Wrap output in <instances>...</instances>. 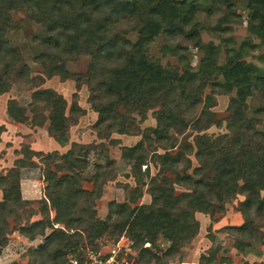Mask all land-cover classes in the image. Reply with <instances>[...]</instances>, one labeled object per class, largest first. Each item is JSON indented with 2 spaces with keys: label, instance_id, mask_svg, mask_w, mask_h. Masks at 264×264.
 <instances>
[{
  "label": "rangeland",
  "instance_id": "obj_1",
  "mask_svg": "<svg viewBox=\"0 0 264 264\" xmlns=\"http://www.w3.org/2000/svg\"><path fill=\"white\" fill-rule=\"evenodd\" d=\"M187 1L199 9L194 15L200 46L188 36L192 29L185 28V33L178 36L159 35L145 49L149 59L168 69L179 85L178 117L169 128L158 94L143 92L145 102L122 98L111 108L105 107L110 100L102 87L122 80L124 60L113 50L110 54H93L96 57L56 59L61 47L48 46L50 33L32 18L36 11L33 4L20 1L16 9L7 11V17L1 14L0 22L4 21L5 26L0 44V87H6V91L0 93V201L4 189L14 181L19 183L21 200L26 195L28 198L22 200L23 206L16 214L7 216L10 234L1 249L0 264H40V256L45 264H67V259L85 246H104L115 241L119 237L115 226L121 217L142 207L147 212L163 210L182 221L191 219L196 225L195 234L177 243L166 241L161 232L154 240L146 238V251L137 248L139 264H205L208 259L212 264H264V214L255 211L257 203L264 199V190L255 188L259 191L257 199L250 196L246 205L247 195L239 193L247 181H264V166L261 176L245 172L247 177L236 183L239 194L219 200L213 191L217 166L223 160L221 151L226 147L236 153L244 148L264 154V113H254L264 107L263 94L255 85L264 80V41L248 30L251 11L247 0H231L227 6L217 4L218 0ZM130 20L136 21L130 16L120 19L112 33L135 43L138 35L129 30ZM59 42L63 44L64 40ZM207 44L217 50L215 66L224 65L236 53L237 62L253 67L247 85L251 95L246 106H241L248 119L243 123L245 127H240L233 116L231 101L237 96L234 82L222 72L205 76L200 73V60L204 57L200 47ZM165 46L176 49V53L164 52ZM59 59L65 63L62 71L57 70ZM94 62L100 78L92 82L88 71ZM100 75H108L109 81ZM43 92L56 94L64 102L61 107L67 120L61 136L49 132L57 99L48 98ZM162 128L164 132H159ZM75 147L81 155L87 152L85 158H79L84 161L83 167L75 173L81 179L78 184L82 190L99 191L92 209L93 220L100 225L90 229V239L87 233L80 232L81 239L73 237L72 247L63 249L57 242V229L67 235L75 231L68 230L66 223L55 224V211L49 203L47 209L44 207L48 185L44 171L65 166L67 162L55 158V154L65 155ZM260 148L263 150L259 153ZM132 149L136 153L129 156ZM214 151L219 153L211 159L209 155ZM61 174L58 172V176ZM203 187L204 201L210 210L196 211L185 201L173 202L174 197ZM164 188L168 190L166 195L171 193V201L152 193ZM39 222L44 224L43 234L30 239V233L41 229ZM72 223L77 224L75 219ZM139 233L125 236L139 245ZM50 235H54V242L43 254L39 253Z\"/></svg>",
  "mask_w": 264,
  "mask_h": 264
},
{
  "label": "trees",
  "instance_id": "obj_2",
  "mask_svg": "<svg viewBox=\"0 0 264 264\" xmlns=\"http://www.w3.org/2000/svg\"><path fill=\"white\" fill-rule=\"evenodd\" d=\"M20 1L29 2L36 7L32 18L44 26L50 33L48 46L52 45L53 48L61 47V54L56 59L60 58L63 60L64 56H97L101 52L110 54L113 50L118 58L120 57L124 60L120 73L122 80L113 81L110 86L104 85L102 87L103 91L107 94V98L110 100V104L105 105L106 108H111L117 100L122 98L131 102H138V100L145 102L143 97H141L143 92L158 94L163 101L161 113L168 119L167 128L174 126L177 115L176 109L179 106L176 99L179 88L177 79L170 74L168 69L162 68L157 61L149 59L145 49L159 35L166 33L171 36H178L185 33V28L192 29L191 35L188 36L195 39L196 46L199 47V33L195 28L198 26V23L194 15L195 12L199 11L198 7L195 8L194 4L187 0L181 2L175 0H134L132 2H128L127 0H0V16L2 14L3 18L7 17V11L16 9ZM230 1L218 0L216 3L227 6ZM247 1L248 8L251 11L248 30L253 35L261 37L263 42L264 0ZM126 16H130L134 20L136 19L133 23L131 20L128 23L131 24V27H128L129 30L136 32L138 35L135 43H130L128 40H124L117 34L114 35L112 33L114 24L120 19L122 21L125 20ZM3 22H0V44L5 26ZM61 39L64 40L63 44L59 42ZM200 48L204 51V57L200 60V73L205 76L212 75L215 72H222L228 81L234 82L237 88V96L231 101V106L235 109L233 116L234 119H237L240 127H245L246 125L244 126L243 123H246L248 119L242 111L241 106H246L245 101L251 95L250 88H247V85L251 81V78L248 76L253 67L246 65L244 62H237L238 54L236 53L232 57H228L224 65L215 66L217 58L215 47L212 44H207ZM163 51H168L172 55L176 53V49H173L171 46H165ZM61 60L59 61L60 65L57 66V70L59 68L60 71L64 69L65 64ZM94 60L96 59L94 58ZM95 71L96 62L91 63L89 66L88 78L92 82L100 78ZM101 78L109 81L108 75L101 76ZM255 85L257 89L260 88L259 92L263 94L264 100V80L259 81ZM5 91L6 87H0V93ZM43 94L48 98L55 97L57 99V109L52 113L49 132L52 134L59 133V136H61V129L64 128L67 120L62 108L64 102L56 94L50 92H43ZM58 106L60 107L58 108ZM254 113H264V107L256 109ZM164 130L162 128L159 132H164ZM56 140L58 139L56 138ZM75 149L77 147L72 148L65 155L55 154V158L64 159L67 162L65 166L55 167L56 171H51L50 169L44 171V181L48 184L46 185L47 189H45L44 207L47 209V204L49 203L50 208L55 211V224L66 223L68 230L75 231L73 235H67L68 233L64 230L57 229L59 230L56 233L59 236V241L57 242L63 249H70L72 247L71 239L73 237L81 239L80 232L84 231L87 233L88 239H90V229H95L100 225L99 222L93 220L95 212L92 209V202L99 195V191L89 193L82 190L78 184L81 179L75 173L77 169L83 167L84 161H80L79 158H85L87 152L81 155V151ZM261 150L263 149H258V152H262ZM128 152L129 154L131 153L129 156H134L133 154L136 153L134 149ZM221 152L223 160L217 166L216 180L213 185V191L217 194L219 200L234 195L237 192L238 186L236 183L238 180H244L243 178L247 177L245 172L261 176V169L264 166L263 153H260L261 156L258 153L246 151L244 148L239 153H236L227 147ZM204 154L207 155L206 153ZM213 154L209 155L211 159L215 158V151ZM254 170L257 171L253 173ZM58 172H62V174L58 176ZM14 182L4 189L3 199L0 201V255L1 249L8 243L7 236L10 234L7 216L16 214V211L23 206L19 183ZM259 182L260 184L255 183V181H247L246 185L240 187L239 193L247 195L245 205L251 201V198L252 200L257 199L259 191L255 188L264 190V181ZM63 184L64 186L62 187ZM204 189V187L195 188L193 193L174 197L173 202L180 204L185 201L192 210L206 212L208 208L210 210V207L204 201ZM167 192L168 190L164 188L152 193L161 199L164 198L171 201L172 195L171 193L166 195ZM170 192H172L171 188ZM239 193L237 192V194ZM70 200L73 201L70 202ZM257 204L256 209L254 208L255 211L259 214H264V199L260 200ZM74 219L77 224L72 223ZM186 222H189L192 226L184 224ZM78 223L86 225L87 228L80 227ZM194 225L196 224L192 223L191 219L182 221L176 215L166 213L163 210L148 209L147 212L146 208L142 207L136 211L134 209L127 211L115 228L118 231L119 237L124 234L132 237L135 231H140L136 236V238L140 239L139 245H136L133 239H129L134 242V249L136 251L137 248H142L141 250L145 252L146 250L143 249V245L149 243V241H146V238L154 240L157 234L161 232L166 241L177 243L188 239L190 234H195ZM126 226L127 230H125ZM38 227H41V229L37 233H30V239H34L38 234H43L44 224L39 222ZM19 231L23 233L24 228H21ZM53 239L54 235L47 237L48 244L41 247L39 253L43 254L44 251H47L51 242H54ZM42 257L37 258V261H40V264H45V260ZM137 260L139 262V252ZM205 264H212V260L208 259Z\"/></svg>",
  "mask_w": 264,
  "mask_h": 264
},
{
  "label": "built area",
  "instance_id": "obj_3",
  "mask_svg": "<svg viewBox=\"0 0 264 264\" xmlns=\"http://www.w3.org/2000/svg\"><path fill=\"white\" fill-rule=\"evenodd\" d=\"M134 242L124 235L110 244L85 246L67 259V264H139Z\"/></svg>",
  "mask_w": 264,
  "mask_h": 264
},
{
  "label": "crops",
  "instance_id": "obj_4",
  "mask_svg": "<svg viewBox=\"0 0 264 264\" xmlns=\"http://www.w3.org/2000/svg\"><path fill=\"white\" fill-rule=\"evenodd\" d=\"M22 198H23L22 200H27L28 197H27V195H26V196H25L26 199H24V197H22ZM124 236H125V234H124ZM125 237H126V236H125ZM128 239H129V238H128ZM136 256H137V259H138V252H137V255H136Z\"/></svg>",
  "mask_w": 264,
  "mask_h": 264
}]
</instances>
